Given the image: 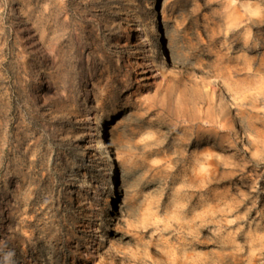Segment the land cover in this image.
Wrapping results in <instances>:
<instances>
[{
    "label": "rangeland",
    "instance_id": "374dc122",
    "mask_svg": "<svg viewBox=\"0 0 264 264\" xmlns=\"http://www.w3.org/2000/svg\"><path fill=\"white\" fill-rule=\"evenodd\" d=\"M0 264H264V0H0Z\"/></svg>",
    "mask_w": 264,
    "mask_h": 264
},
{
    "label": "bare ground",
    "instance_id": "6f19581e",
    "mask_svg": "<svg viewBox=\"0 0 264 264\" xmlns=\"http://www.w3.org/2000/svg\"><path fill=\"white\" fill-rule=\"evenodd\" d=\"M140 43H145L146 36L144 33H141L139 36ZM159 56H161L162 61L160 62L161 68L168 67V57L164 53H158ZM97 147L101 151L104 158L108 157L109 154V145L106 142L105 138H101L97 141ZM103 178V181H107V175L101 176ZM116 187V186H115Z\"/></svg>",
    "mask_w": 264,
    "mask_h": 264
}]
</instances>
